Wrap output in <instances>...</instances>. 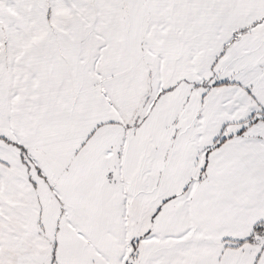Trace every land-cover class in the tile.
Returning a JSON list of instances; mask_svg holds the SVG:
<instances>
[{"label":"snow or ice","instance_id":"snow-or-ice-1","mask_svg":"<svg viewBox=\"0 0 264 264\" xmlns=\"http://www.w3.org/2000/svg\"><path fill=\"white\" fill-rule=\"evenodd\" d=\"M0 264H264V0H0Z\"/></svg>","mask_w":264,"mask_h":264}]
</instances>
